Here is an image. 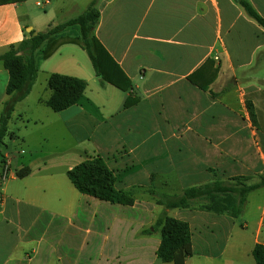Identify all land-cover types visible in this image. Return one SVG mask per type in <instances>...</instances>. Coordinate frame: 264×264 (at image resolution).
<instances>
[{
    "label": "crops",
    "instance_id": "obj_1",
    "mask_svg": "<svg viewBox=\"0 0 264 264\" xmlns=\"http://www.w3.org/2000/svg\"><path fill=\"white\" fill-rule=\"evenodd\" d=\"M245 1L264 20V0ZM92 4L100 14L94 36L131 88L101 83L76 25L35 51L36 81L10 119L46 120V134L59 129L64 141L38 155L27 135L7 132L21 148L0 150L10 169L0 178V264H162L159 231L143 233L163 211L145 192L159 174L175 173L178 194L237 176L256 184L264 174V28L237 0H0V56ZM51 74L86 82L76 105L58 113L47 107ZM8 78L0 63V114ZM128 97L136 103L123 108ZM167 144L172 162L161 153ZM146 155L161 168L139 174L134 163ZM97 156L116 189L135 194L133 206L82 195L71 184L67 172ZM167 214L190 227L185 264H255L253 249L264 245V187L247 196L237 219L198 205Z\"/></svg>",
    "mask_w": 264,
    "mask_h": 264
},
{
    "label": "trees",
    "instance_id": "obj_2",
    "mask_svg": "<svg viewBox=\"0 0 264 264\" xmlns=\"http://www.w3.org/2000/svg\"><path fill=\"white\" fill-rule=\"evenodd\" d=\"M237 2L249 17L264 28V20L247 1L237 0ZM99 17V11L92 4L82 14L64 24L49 26L45 31L38 32L35 36L34 32L28 33L23 41L10 47L0 56V63L9 76L6 86V94L9 99L0 114V147L3 146V140L7 136L8 122L15 105L30 94L36 81L35 51L51 35L67 26L76 25L80 28V46L87 54L93 70L96 76L101 79L102 84L112 85L122 91L131 88L128 78L94 36ZM188 80L193 81L192 78H188ZM47 86L51 91V96L46 101V105L51 111L58 113L76 105L81 100L86 82L74 77L51 74L48 77ZM135 103V100L128 97L123 108L131 107ZM247 107L253 117L252 107L250 104H247ZM4 166L5 160L0 151V178L3 176ZM16 175L22 178L27 174L17 172ZM67 177L82 195L124 207H131L135 203V194L131 190L116 189V177L100 156L76 165L67 172ZM247 181L248 179L242 176L232 177L226 181L215 180L188 187L180 195L159 193L152 187L146 189L145 192L152 197L155 203L163 207L162 213L151 229L143 232L152 234L159 231L160 245L156 251L158 263L185 264L186 258L191 256V230L188 223L169 217L167 211L188 209L198 205L203 211L218 215L227 214L237 219L243 213L247 196L264 187V174L259 183L248 185ZM252 255L255 264H264V245H256Z\"/></svg>",
    "mask_w": 264,
    "mask_h": 264
},
{
    "label": "rangeland",
    "instance_id": "obj_3",
    "mask_svg": "<svg viewBox=\"0 0 264 264\" xmlns=\"http://www.w3.org/2000/svg\"><path fill=\"white\" fill-rule=\"evenodd\" d=\"M34 8V7H33ZM27 127V129H25ZM47 121L44 120V124L42 125L40 122L35 124L33 122L27 123L26 119L19 118L16 114L12 116L8 123V132L14 133L18 138H21V133L24 135H27L28 139L30 140V147L28 150H35L38 152V155L51 153L53 151H57L55 146L61 145L60 143H63L64 135L59 132V129H56V131L53 133V135L50 137L47 133ZM46 134V135H45ZM48 135V137H47ZM51 139H50V138ZM58 138V140H56ZM4 143L8 147L5 149L3 146L0 147V150H6L7 152H10L12 147L17 146L21 144L19 141L15 140V145H13V142L9 136H6L4 138ZM170 144H167L163 150L161 151L162 155H164V162H172L170 160V157L173 155V151L170 148ZM148 148V145H146L143 149ZM20 151V150H17ZM149 155V154H148ZM144 156L140 158L138 162H135L136 169L138 170V173L141 174L146 171H156L157 169H160L157 165V162L154 161H148L146 162V157ZM166 169V168H165ZM166 171H169L167 169ZM152 189H155L159 193H166L169 192L174 193L169 195H177L178 189H179V183L177 182L176 175L174 172H167L165 174H159L156 179L154 180L153 184L151 185ZM150 187V188H151ZM180 195V194H178ZM151 197V196H150ZM152 198V197H151ZM171 215H174L172 213ZM158 235V233H156Z\"/></svg>",
    "mask_w": 264,
    "mask_h": 264
},
{
    "label": "built area",
    "instance_id": "obj_4",
    "mask_svg": "<svg viewBox=\"0 0 264 264\" xmlns=\"http://www.w3.org/2000/svg\"><path fill=\"white\" fill-rule=\"evenodd\" d=\"M38 6L42 5L41 3H37ZM9 167L7 164H5L4 166V172H3V176H2V179H6L7 176H8V173H9Z\"/></svg>",
    "mask_w": 264,
    "mask_h": 264
},
{
    "label": "water",
    "instance_id": "obj_5",
    "mask_svg": "<svg viewBox=\"0 0 264 264\" xmlns=\"http://www.w3.org/2000/svg\"><path fill=\"white\" fill-rule=\"evenodd\" d=\"M33 35L35 36V35H36V33L34 32V33H33Z\"/></svg>",
    "mask_w": 264,
    "mask_h": 264
}]
</instances>
